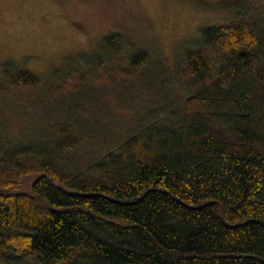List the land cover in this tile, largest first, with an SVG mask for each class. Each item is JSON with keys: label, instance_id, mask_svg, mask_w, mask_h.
Here are the masks:
<instances>
[{"label": "trees", "instance_id": "1", "mask_svg": "<svg viewBox=\"0 0 264 264\" xmlns=\"http://www.w3.org/2000/svg\"><path fill=\"white\" fill-rule=\"evenodd\" d=\"M196 1L239 14L173 72L122 32L54 83L0 62L24 124L0 110V264H264V0ZM115 91L139 99L119 137Z\"/></svg>", "mask_w": 264, "mask_h": 264}, {"label": "rangeland", "instance_id": "2", "mask_svg": "<svg viewBox=\"0 0 264 264\" xmlns=\"http://www.w3.org/2000/svg\"><path fill=\"white\" fill-rule=\"evenodd\" d=\"M238 14L196 0H0V62L54 83L67 70H87L102 38L122 32L152 48L159 68L173 72L177 48L192 47L201 29ZM138 101L116 91L104 98L105 118L117 137L132 122ZM0 110L19 141L24 124L16 104L0 101ZM35 111L30 127L47 119L41 108Z\"/></svg>", "mask_w": 264, "mask_h": 264}]
</instances>
